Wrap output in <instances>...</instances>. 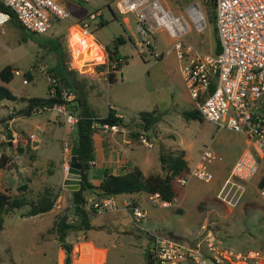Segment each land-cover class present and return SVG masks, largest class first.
Here are the masks:
<instances>
[{
  "label": "rangeland",
  "instance_id": "374dc122",
  "mask_svg": "<svg viewBox=\"0 0 264 264\" xmlns=\"http://www.w3.org/2000/svg\"><path fill=\"white\" fill-rule=\"evenodd\" d=\"M116 1L59 0L69 7L70 18L54 20L52 27L45 33L29 32L12 19L2 25L0 69L11 66L16 72L9 82L0 84L6 86L16 96L43 97L48 92L49 69L63 67L65 72L71 69L87 74L93 68L96 69L95 66L106 61L104 51L98 44L112 48V42L121 38L122 42L117 44V48L120 56L125 58L122 69L123 72L125 70L126 81L120 82L123 72L117 70L116 82L111 86L104 82L101 88L95 86L93 89L91 87L87 89L91 92L87 96V102L101 115L106 114L109 105L119 103L121 100L122 103L127 102V106L131 104L134 108L146 107V92L150 97V104L160 103L159 109L155 112L157 121L162 123L163 133L167 130L172 136H164L161 142H153L151 148L136 145L135 156H138L137 164L145 175L162 173L160 153L175 151L181 146H189L192 154L197 153L207 145L205 134L208 136L209 132L213 133L214 128L209 130L206 127L208 123L198 118L190 120L183 118L184 111L195 109L184 81L182 82L179 76L161 69L159 64L161 60L155 61L150 54H141L138 46L140 37L136 31L137 23L131 13L121 15L117 12ZM160 2L174 14L183 15L187 20L190 30L184 36V40L197 45L203 52L209 50V44H215L217 37L215 21L211 20L208 13L206 0H160ZM192 2H198L204 13L206 27L201 34L196 32L185 10ZM98 10L100 13L96 15H101L106 22L103 26L99 25L97 19H90V15ZM125 16L128 19L126 24L123 21ZM82 21L88 22V32L93 35L94 41L90 35L84 36L81 29L76 26V23ZM160 30L164 32H159ZM155 37L158 51L167 42L173 43V39L164 29L157 30ZM35 64L43 68L45 73L34 71V79L24 84L23 73ZM143 72L146 76L141 80L129 81L126 78L138 77ZM170 92L174 95L176 101L174 104L168 98ZM142 95H145L144 102L138 100ZM5 102L7 105L22 106L15 101ZM119 105L118 111L128 118L132 111ZM137 114L138 112L136 116ZM6 115L7 108L0 105V119ZM55 115L59 116H57L60 119L59 123L47 124L36 129L37 123H47V118L54 119ZM1 127L0 121V140L4 138ZM11 127L17 133L24 131L28 135L32 134V137L29 138L28 150L17 155L19 159L14 157L19 153L18 145H22L19 140L10 153L12 160L14 158L12 166L17 167L0 168V185L3 184L0 189L6 187L9 195L14 198L21 195L24 190L21 187L24 184L27 190L23 195L28 202L4 216L3 228L0 230V264H64L65 252L59 245L53 226L61 213L72 208L70 191L62 187L60 182L66 174L64 166L68 164L70 158L69 155L64 157V145L68 146L70 154L71 140L75 134L71 130L66 131L67 128L70 129V125L65 122L62 115L51 109L17 116L11 122ZM3 131L8 138L9 131L6 128ZM1 150L3 151L2 148ZM19 160L26 164L19 165L18 163L22 164ZM253 176L247 184L242 199L244 203L239 207H231L220 202L216 198L219 186L215 183L195 180L193 184H196V187L193 188V185L188 187L184 199H181L178 192L174 202L167 207L150 205L147 209V220H143V224L140 223L149 232L200 249H205L213 241L238 252L247 249L264 252V191L256 185L259 179L264 178L262 162L258 164ZM46 186L55 192L58 191V194L62 193L61 199L56 198L54 210L41 215L23 216L30 208V201L35 200ZM123 197L133 198L127 199L129 202L138 200L144 205L148 202L145 193L119 195L115 199L117 210L93 213L90 218L92 227L89 230L71 233L67 238L73 244L71 264L100 263L104 256L103 250L98 248L102 247L107 249L105 264H147L148 258L144 255L142 247L147 234L143 229H136L130 215L121 208ZM94 198L97 197L94 195L87 197V206L90 205L89 200ZM177 208H180L181 212H177ZM67 214L72 216L69 210ZM85 236L88 241H93V244L85 243Z\"/></svg>",
  "mask_w": 264,
  "mask_h": 264
},
{
  "label": "built area",
  "instance_id": "2783aa9c",
  "mask_svg": "<svg viewBox=\"0 0 264 264\" xmlns=\"http://www.w3.org/2000/svg\"><path fill=\"white\" fill-rule=\"evenodd\" d=\"M0 1L8 9H0V27L13 15L23 29L32 33H45L52 27L54 20L67 19L71 15L69 7L59 0ZM115 7L119 14L131 13L135 16L141 54L149 52L155 60L163 56L156 48L155 32L159 29H164L173 39L171 49L166 53L173 50L182 61V79L202 120L217 128L241 133L254 144L256 151L248 148L243 150L216 194L223 204L237 206L245 193L244 181L257 171L258 156L264 166V0H215V27L220 46V51L215 54L200 51L198 47L184 41V36L190 30L187 20L183 15L174 14L160 0H117ZM185 10L196 32L201 34L206 21L200 4L192 2ZM96 16L93 13L90 19L95 20ZM76 26L88 34V22L82 21ZM123 62L124 59L120 58L112 66ZM34 71L45 73L39 66ZM47 80L48 83L56 84L52 74H47ZM22 82L26 84L28 79L24 77ZM50 93L53 94L54 89ZM63 96L67 100L75 98L74 92L68 87L64 88ZM42 109L46 108L33 112ZM51 109L62 115L68 123L75 124L77 117L65 104H55ZM8 114L13 115V112ZM12 121L13 117L7 123L10 125ZM99 126L104 131L119 130L117 125ZM6 129L10 131L11 128ZM137 141L144 147L153 146V141L145 134L139 135ZM67 149L65 144L64 150ZM221 159L209 147H204L195 164L188 168L185 175L177 177L174 184L186 186L192 178L211 181L213 173L209 166ZM64 169L67 172V163ZM261 190L264 191V188ZM148 197L153 206L171 205L157 193ZM115 199L113 196L90 199L89 206L98 211H115ZM121 208L130 215L137 228L145 230L140 223L146 217L143 207L124 200ZM145 231L150 237V264H264L263 251L238 252L213 241L205 249H200L147 229Z\"/></svg>",
  "mask_w": 264,
  "mask_h": 264
},
{
  "label": "trees",
  "instance_id": "16d2710c",
  "mask_svg": "<svg viewBox=\"0 0 264 264\" xmlns=\"http://www.w3.org/2000/svg\"><path fill=\"white\" fill-rule=\"evenodd\" d=\"M206 3L208 5V13L211 16V20L215 21V0H206ZM0 9L4 11L8 10L1 1ZM11 19L15 20L13 15H11ZM96 19L101 26L106 23L105 20L100 19L99 16H96ZM120 40L122 41L121 38ZM111 47L112 48L105 46L108 55L107 67L109 70L108 78L110 82L114 81L115 71L119 70L122 65L117 63L115 66H112V63L120 58L124 59L125 62V58L119 56L116 53L115 50L117 49V46L113 45L112 43ZM216 48L217 52H219L220 46L218 39H216ZM37 66L38 65L35 64L29 70L23 73L24 77H26L28 81L34 79L35 75L33 70H35ZM105 66V64H100L97 66V69H104ZM15 72L16 70L11 66L3 67L0 69V82H9ZM49 74L55 76L56 84L48 83L47 96H16L6 86L0 84V104L5 100L15 101L21 104L23 103V105L16 110L15 114H13L14 116L30 115L33 113V111L41 108L51 109L55 104H65L73 114V110L78 109L81 105L83 106L79 100H76L74 103L75 99L67 100L63 96L64 88L69 83L64 76L63 67L60 69L51 68L49 69ZM51 89H54L53 94L50 93ZM155 112L156 110L139 111L137 116L128 122H125L123 117L119 116L116 110L113 108H110L105 116L99 117L96 114L87 111L83 106V109H81L76 115L77 120L74 124L73 130L75 137H72L71 146L76 145L78 147L77 160L80 164L81 184L78 190L69 192L72 208H68L63 213H61L55 220L53 226V231L56 234L59 245L65 252V264H70L72 261L71 252L73 244L67 240L68 236L71 233L89 230L92 227L90 222L91 215L93 213H98V210L92 208L91 206H87L88 196L94 195L97 198L113 196L116 198L119 195H129L134 193H145L148 196L157 193L162 200H166L170 203L174 202L177 196V191L174 188V181L177 177L185 175L189 168L184 158L183 150H175L165 153L162 152L159 154L162 173H149L145 175L139 166H133L128 171L119 174H113L105 171L100 183L97 185L93 184L88 177V173L91 168V162L95 160L93 134L99 130H102L100 128L101 126L99 125L108 124L125 127L128 129L129 136L132 139H138L139 135L141 134H145L148 138H151V136L147 134V131L152 128L153 132L155 133L154 126L158 122ZM11 117L13 116L8 114L7 117L0 119V121H6ZM183 118L186 120L196 118L202 120L196 108L189 111H184ZM25 148L26 147L18 146L17 150L22 152ZM11 166V155L5 152L0 153V168L10 169ZM263 185L264 179L260 183V187L262 188ZM23 194L24 192H21L20 196L12 198L6 192L0 191V230L3 228V220L5 215L9 214L16 208H21L27 204V198ZM57 197L58 191L55 192L51 187L46 186L39 193L35 200L30 201V208L23 214V216H35L49 212L52 210ZM132 203L137 204L135 201ZM199 208L202 210L200 205ZM68 210L71 211L72 216L67 214ZM176 211L181 212V209L177 208ZM136 229L141 230V228ZM144 233L147 234L146 231H144ZM148 238L150 240L149 236ZM84 241H88L86 236L84 237ZM147 264H150L149 258L147 259Z\"/></svg>",
  "mask_w": 264,
  "mask_h": 264
},
{
  "label": "crops",
  "instance_id": "0c3cea01",
  "mask_svg": "<svg viewBox=\"0 0 264 264\" xmlns=\"http://www.w3.org/2000/svg\"><path fill=\"white\" fill-rule=\"evenodd\" d=\"M95 13L99 14L100 11L98 10ZM121 15H124V14H121ZM132 17L134 18V21L136 22L135 16L133 15ZM12 21H14V19H12ZM123 21L125 24L127 23L128 19L126 16L123 17ZM159 32H164V31L160 30ZM88 34L92 37V39L94 41L93 35L90 34L89 32H88ZM118 39H119V44H120L122 41L120 40V38H118ZM155 39H156V37H155ZM216 39H218V37H215V44L214 43L209 44L208 45L209 50L205 51V52L211 53V54L217 53ZM184 41L188 42L191 45H194L193 43H191L187 40H184ZM98 45L103 47V51H104V54L106 56L107 63L105 64L106 61L102 63V64L106 65L104 69L98 70L97 66H95L96 69L93 68L87 74L80 73L78 71L74 72L71 69H70L71 72L67 71V70H66V72L64 71V76L66 77L67 81L69 82L67 87L70 88L75 94L74 103L76 102V100H79L80 103L83 104L84 108L87 111L92 112L99 117L105 116L107 114L108 110L110 108H113L116 110V112L119 116L123 117L125 122H128L129 120H131L132 117L136 116V113L139 111L158 110L160 107V103L156 102V103L150 104L149 103L150 97L148 96L147 92H146V107H142V108H134V107H132L131 104H129L127 106V102L122 103V100H121V102H119V103H112V105H109L106 114L101 115L97 111H95V109L91 105L88 104L87 96L91 93L87 90L88 88L91 87L93 89L95 86H97L98 88H101L103 86L104 82H108L111 86L112 84H114L116 82V77H115L114 81H112V82L109 81V78H108L109 77V70L107 67V65H108L107 56L108 55H107L105 46L102 44H98ZM171 46H172L171 41H169L165 45L161 46V50H159V52H162L163 56L160 59H158V60H161L159 62V64H161L160 68L164 69L166 71V73L171 72V73L179 76L180 80L183 82L181 72H180V67H181L182 61L177 58V56L173 50H171L169 53H166L168 50L171 49ZM194 46L198 47L197 45H194ZM156 48H158L157 39H156ZM115 51L120 56V54L118 53V48ZM146 54H150V53L146 52ZM158 60H155V61H158ZM120 70H122V72H123L122 65L120 67ZM116 72H117V70L115 71V75H116ZM124 74H125V70L123 73H121L122 79L120 82H122V83H124L126 81ZM145 76L146 75L143 72V73L139 74L138 77H135V78L126 77V78L129 81H134V80H141ZM45 96H47V94ZM45 96H43V97H45ZM189 96H190V94H189ZM24 97H29V96H24ZM168 98L171 99V102L173 104L176 103L174 95L172 92H170V95ZM126 99L128 101L127 97H126ZM190 99L192 101V105L194 108V100L191 97H190ZM138 100L141 102H144L145 101V95H142V97ZM119 104H121V106L128 108L130 111H132V112H130V115H128L129 116L128 118H125V116L121 112L118 111L117 108H119V106H120ZM0 105H4L7 108V115L10 111H12L13 114H15L16 110L19 109V107H21V106L17 107V106H13V105H7L5 101H3ZM22 105H23V103H22ZM83 106L81 105L78 109L73 110V112H74L73 114L77 115L79 113V111L81 109H83ZM262 107L264 109V100L262 101ZM45 110H50V109H42L38 112H43ZM52 111H54V110H52ZM7 115H6V117H7ZM12 116L14 119L18 115H15V116L12 115ZM57 116L58 115H55L54 119L53 118L52 119L47 118V123H41V124L37 123L36 129L38 127H45L47 124L53 125L54 123H57V122L59 123L60 119L58 118L59 116L58 117ZM65 122L68 123L67 121H65ZM207 123H208V125H206V127L209 130H212L213 128L214 129L212 131L213 133H210V132L208 133L209 134L208 136H210L209 138H208L207 134H205L206 135L205 139H207L206 144L208 146L207 145L206 146L204 145V146L209 147L212 151H214L216 154H218L222 158L221 160H217V161L213 162L209 166L210 170L213 173V178L209 182H213V183H215L216 186L218 185L220 187L223 180L225 179V177L229 173L230 169L232 168L233 164L235 163L237 158L241 155L243 150H245L246 148H248L254 152L256 150H255L254 144L251 143L250 140L245 135H243L241 133L234 132V131L229 130V129L217 128L216 125L209 123V122H207ZM68 124L70 125V129L67 128L66 131L71 130V132H73L74 124H71V123H68ZM7 127L11 128L9 131L10 136L8 138L6 137L7 134H5V132L3 131ZM154 128H155V133L153 134V136H151V140L153 142H155V141L161 142L162 137L172 136L169 134V132L167 130H165L164 131L165 133H163L162 123L157 122L155 124ZM1 130L4 134V138H2L0 140V145L1 146L3 145L5 147L3 148V146L2 147L0 146V153L5 152L7 154H10L12 152V150L16 147L18 140L22 144V145H18V146L27 147V148H25L22 152L18 151L19 153H17L14 157L18 158V156H17L18 154L23 153L24 151L28 150L29 138L32 137V134L28 135L24 131H22L21 133L15 132L14 129L11 127V124L9 125L7 123V120L2 122ZM128 132L129 131L127 128L119 127V130L116 132L115 131L99 130L93 134V140H94V146H95V160L91 164V168H90L89 173H88L89 180L93 184L97 185L100 183L105 171H108V172L113 173V174H119V173H123V172L128 171L133 166H138V164H137L138 163V161H137L138 156H135V153L137 151L135 146L141 145V144L137 141V139H132L129 136ZM1 148L3 149V151L1 150ZM179 150L184 151V158L187 162L188 167L195 164V162L198 160L199 154L201 152V150H199L197 153L192 154L191 148L189 146H187V147L181 146V147H178V149H176V151H179ZM68 151H69L68 149L66 151L64 150V157H68V155L70 156V154H68L69 153ZM13 160H14V158H13ZM258 160H259V163L262 162L261 158L259 156H258ZM19 162H22V164L18 163L19 165H25L26 164V163H23L22 160H19ZM11 167H17V166H11ZM5 169H7V168H5ZM253 177H251V179L244 181L245 192L247 190V184L252 180ZM63 179H64V177H63ZM263 179L264 178L259 179L256 183V185L260 189H261L260 183L262 182ZM195 180H197V179H193V178L190 179L188 184L186 186H182V187L174 184V188L176 189L177 193L180 192L181 199H184L186 197V194L188 192L186 189L188 187H192V185H193V188L196 187V184H193V181H195ZM62 181L60 182L61 183L60 185L63 187ZM198 181H200V180H198ZM205 183H208V182H205ZM2 186H3V184L1 183L0 188H2ZM22 187H24L23 188L24 190L22 192L27 190L26 189L27 186L25 187L24 184ZM262 188H264V185ZM0 191L6 192L7 194H9L6 187L4 189H0ZM17 191H18V189H17ZM244 195H245V193H244ZM62 197H63L62 193L60 192L58 194V200L61 199ZM146 197L148 200V202H146V205H144L143 203L141 204V202L138 200H135V199L134 200L137 202V204H139L141 207H143L146 210L145 219L147 220V209L152 204H151L147 194H146ZM127 199H133V198L123 197L121 201H124ZM243 203H244V200H241V202L236 207H239ZM52 210H54V208H52ZM52 210H50V211H52ZM142 224H143V222H142ZM149 241L150 240L147 236L146 242L142 245V247L143 248L149 247ZM88 242L93 244V241H91V240L86 241L85 243H88ZM98 250H103V256L104 257L100 263H104L105 258H106L105 256H106L107 249L105 247H102V248H98ZM247 250H258V249H247ZM247 250H245V251H247Z\"/></svg>",
  "mask_w": 264,
  "mask_h": 264
},
{
  "label": "water",
  "instance_id": "95a60500",
  "mask_svg": "<svg viewBox=\"0 0 264 264\" xmlns=\"http://www.w3.org/2000/svg\"><path fill=\"white\" fill-rule=\"evenodd\" d=\"M102 19V16H99ZM113 45L119 44V39H115ZM147 134L153 136L154 132L152 128L147 131ZM78 147L73 145L70 150V158L68 162V170L63 179V186L69 191L78 190L81 184V175H80V164L77 160ZM145 256L149 257V248H144Z\"/></svg>",
  "mask_w": 264,
  "mask_h": 264
},
{
  "label": "bare ground",
  "instance_id": "6f19581e",
  "mask_svg": "<svg viewBox=\"0 0 264 264\" xmlns=\"http://www.w3.org/2000/svg\"><path fill=\"white\" fill-rule=\"evenodd\" d=\"M83 35L86 36V35H89V34H84V33H83Z\"/></svg>",
  "mask_w": 264,
  "mask_h": 264
}]
</instances>
